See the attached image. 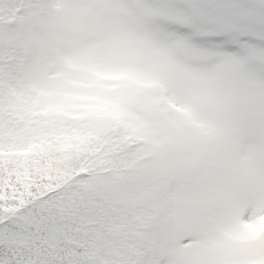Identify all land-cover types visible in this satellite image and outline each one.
<instances>
[{
  "label": "rangeland",
  "instance_id": "1",
  "mask_svg": "<svg viewBox=\"0 0 264 264\" xmlns=\"http://www.w3.org/2000/svg\"><path fill=\"white\" fill-rule=\"evenodd\" d=\"M84 1L87 0H59L61 5H80ZM93 2V7H104L100 8L102 19L118 24L129 21L136 37L128 32H123V36L130 39L137 52L129 55L118 47L120 36L106 46L93 47L81 41V49L97 48L92 62L81 76L84 81L92 83L94 90L90 89V97H95V91L104 90V80L120 83L123 88H139L153 86L161 76L170 78L171 70L180 67L173 62L168 49L181 40L189 42L174 46L175 56L204 65L201 71L183 72L179 88L185 86L184 78L198 85L196 91L203 99L200 104L204 103L206 109L204 116L214 122L213 130L205 140L212 153L209 156L215 160V163H209L211 170L207 172L206 183L218 182L225 176L228 184L223 188L219 186V191L214 192L208 214L202 215L197 226L187 224V215L184 214L185 223L181 222L180 236L170 240L169 244L159 243L160 264H225L228 261L221 260V257L231 253L234 257L228 264H264V58L259 52L250 55L237 49L232 52V37L237 33L229 34L226 40L203 30L194 33L188 25L177 26L164 17L166 21H160L157 18L159 4L153 0ZM174 3L185 10L190 8L187 0H162V5L172 6ZM255 7L264 11V4ZM172 13L177 11L173 9ZM224 14L220 18H211L210 23L219 31L229 33L234 30L233 19L239 15L231 10ZM248 25L247 28L255 27L250 22ZM96 26L98 24H93L88 29ZM148 31L155 34L154 37H150ZM18 37L25 39L20 32L0 28V98L1 95L8 98L7 101L15 106V97L5 91L6 84L13 82L19 92H27L24 97L30 99L31 95L37 94L36 98L43 102H52L49 99L55 96L47 99L46 94L37 92V87L43 85L50 91L58 83L66 84L68 77L76 73L74 67L79 51L65 52L66 59L47 60L42 51L29 46L11 48L7 44ZM263 37L264 34L257 36L260 43ZM189 51L194 53L191 59ZM131 64L138 67L133 66V73L124 68ZM127 74L135 75L128 78L130 84L123 83ZM175 103L179 105L180 100L175 99ZM56 106L60 108L58 103ZM50 110L55 112L56 109L52 107ZM0 112L4 113V110L0 109ZM172 114L166 115L170 117ZM62 119V114H57L51 120L57 123L59 120L63 122ZM0 121L5 123L7 118L2 116ZM23 130L15 125L7 130L4 126L3 131L0 130V139L19 142L24 139ZM196 135L201 137L200 132ZM140 187L141 184L137 183V190L131 196L138 211L142 209L139 202L145 196V191L137 192ZM212 190L211 187L210 192ZM138 229L139 224L135 223L127 230L131 235L128 244L145 249L144 240L139 236L136 238Z\"/></svg>",
  "mask_w": 264,
  "mask_h": 264
},
{
  "label": "trees",
  "instance_id": "2",
  "mask_svg": "<svg viewBox=\"0 0 264 264\" xmlns=\"http://www.w3.org/2000/svg\"><path fill=\"white\" fill-rule=\"evenodd\" d=\"M29 6L30 2L26 0L22 7L11 9L0 0V25L8 23L11 30L41 33V40L36 39L32 43H40L48 48L58 45V36L66 38L70 34L66 29L70 22L81 26L90 14L82 8L64 18L65 28H56L54 19L46 16L44 8L40 14L26 13ZM23 13H26L25 17ZM14 43L17 45L19 41L16 39ZM81 85L79 81L69 80L65 91H62V100L69 106L70 103L73 105L80 97L78 87ZM121 90L118 87L105 91V104L108 106L104 112L106 116L110 115L127 124L136 116L137 108L141 106V110L144 109L140 116L143 124L137 130L138 136L133 139L147 143L150 152L147 158L150 169L142 175L149 177L155 192L149 193L150 203H155L150 215L151 222L156 212H165L163 208H168V212L160 223L170 222L174 215L182 213V209L176 207L177 203L183 206L187 203L185 205L190 217L197 221L202 207H209L194 200L195 197L205 196L199 188L200 174L204 168L203 156L192 130L199 113L186 109L178 120L165 121L158 113L162 112L161 109L156 110V105H161V88L129 89L127 93ZM125 99L127 101L122 102ZM11 114L15 115V120H27L17 109ZM148 115L151 116L149 120L153 122L152 127L146 120ZM72 122V128L42 135L21 149L0 151V264H72L74 258L76 264H147L149 258H143V254L136 258L128 250L124 256L117 258L118 255L110 251L111 248L116 250L125 241L123 228L117 218L124 209L111 216L104 231L101 227L106 220L104 214L109 212L104 207L106 189L102 187L111 185V190L117 195L130 190L115 182L117 175H122V164L131 163L118 157L128 147V140L123 139L125 135L115 138L114 131L92 130L88 134L87 131L77 130L80 119ZM166 137L180 143L173 155L168 154L170 149L164 144ZM122 146V149H118ZM156 158L159 160L155 161ZM176 177L184 178L185 186L176 189L166 202L165 198H161L162 192L165 193L167 189L165 182L175 184ZM70 183H80L81 187L90 184L97 187L99 202L93 204L88 199L83 202L79 200L72 207L70 198L74 192L69 190ZM56 186L57 189L53 190ZM171 199L172 202H169ZM149 227L156 231L157 237L172 233L167 227L162 230L161 224H151ZM117 232L120 239L113 246L111 239ZM67 256L70 263L66 261Z\"/></svg>",
  "mask_w": 264,
  "mask_h": 264
}]
</instances>
